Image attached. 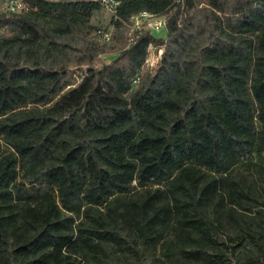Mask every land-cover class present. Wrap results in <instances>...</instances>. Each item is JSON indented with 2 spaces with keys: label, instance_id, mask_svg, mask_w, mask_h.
I'll return each instance as SVG.
<instances>
[{
  "label": "trees",
  "instance_id": "trees-1",
  "mask_svg": "<svg viewBox=\"0 0 264 264\" xmlns=\"http://www.w3.org/2000/svg\"><path fill=\"white\" fill-rule=\"evenodd\" d=\"M20 6L0 12V264H112L168 229L216 245L207 210L237 222L232 171L253 160L264 170V2ZM106 8L110 45L93 23ZM144 13L166 20V39L132 30ZM153 49L163 53L150 68ZM253 227L235 239L264 259ZM184 258L228 264L202 248Z\"/></svg>",
  "mask_w": 264,
  "mask_h": 264
},
{
  "label": "rangeland",
  "instance_id": "rangeland-1",
  "mask_svg": "<svg viewBox=\"0 0 264 264\" xmlns=\"http://www.w3.org/2000/svg\"><path fill=\"white\" fill-rule=\"evenodd\" d=\"M19 7H21L19 5ZM110 8V7H109ZM103 9L95 14L93 23L97 29L103 33H109L113 36V28L111 27L112 11ZM154 19L143 17H135L133 19V31L136 29H144L151 31L152 35L157 39H166V26L156 30L151 25ZM102 43V37H97ZM111 44V42L106 43ZM163 51L151 50L148 59L150 68H155ZM106 64H109L114 57H102ZM85 74V69L76 73V85L81 82ZM258 161L253 160L252 163H244L236 167L232 171V178L239 183V191L244 195L243 206L238 207L236 214L237 222H233L228 218L223 209H208L205 218L210 227L211 238L216 245H199L195 242V248L192 243L183 242L177 237L174 229H168L161 232L156 243L150 247L141 246L138 257L126 254H116L113 256L112 264H207L206 261H186L185 256L189 251L202 248L207 252V257H212L219 251H222L228 264H264V259L260 258L262 248H258L251 241L238 244L235 239L240 228H245L248 224H253L254 229L264 233V170L258 166ZM229 202V199H227ZM76 224L80 223L82 215L75 216ZM239 223V224H238ZM262 244V242H261Z\"/></svg>",
  "mask_w": 264,
  "mask_h": 264
},
{
  "label": "built area",
  "instance_id": "built-area-1",
  "mask_svg": "<svg viewBox=\"0 0 264 264\" xmlns=\"http://www.w3.org/2000/svg\"><path fill=\"white\" fill-rule=\"evenodd\" d=\"M13 5H20V0H4L3 3L0 5V12H10V7H13ZM140 17L143 18H148V19H154V23L151 25L153 28L156 30H159L160 28L164 27L166 24V20L162 18H156L148 14H141L139 15ZM138 17V16H136ZM100 36L102 37V41L105 43L110 42L111 40V35L109 33H99Z\"/></svg>",
  "mask_w": 264,
  "mask_h": 264
},
{
  "label": "bare ground",
  "instance_id": "bare-ground-1",
  "mask_svg": "<svg viewBox=\"0 0 264 264\" xmlns=\"http://www.w3.org/2000/svg\"><path fill=\"white\" fill-rule=\"evenodd\" d=\"M17 10V5H13V7H10V11L14 12ZM20 10V9H19Z\"/></svg>",
  "mask_w": 264,
  "mask_h": 264
},
{
  "label": "water",
  "instance_id": "water-1",
  "mask_svg": "<svg viewBox=\"0 0 264 264\" xmlns=\"http://www.w3.org/2000/svg\"><path fill=\"white\" fill-rule=\"evenodd\" d=\"M264 2V0H262Z\"/></svg>",
  "mask_w": 264,
  "mask_h": 264
}]
</instances>
